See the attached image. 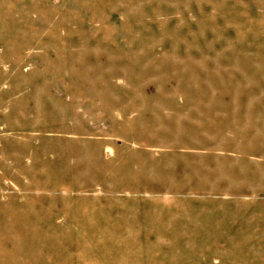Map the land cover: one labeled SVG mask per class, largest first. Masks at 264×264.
<instances>
[{
	"label": "rangeland",
	"instance_id": "1",
	"mask_svg": "<svg viewBox=\"0 0 264 264\" xmlns=\"http://www.w3.org/2000/svg\"><path fill=\"white\" fill-rule=\"evenodd\" d=\"M0 264H264V0H0Z\"/></svg>",
	"mask_w": 264,
	"mask_h": 264
}]
</instances>
